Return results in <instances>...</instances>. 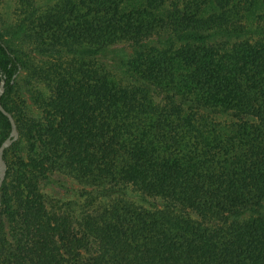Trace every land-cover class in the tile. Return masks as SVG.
<instances>
[{"label":"trees","instance_id":"16d2710c","mask_svg":"<svg viewBox=\"0 0 264 264\" xmlns=\"http://www.w3.org/2000/svg\"><path fill=\"white\" fill-rule=\"evenodd\" d=\"M10 2L0 264H264V0ZM52 173L89 188L79 210L47 205Z\"/></svg>","mask_w":264,"mask_h":264},{"label":"rangeland","instance_id":"374dc122","mask_svg":"<svg viewBox=\"0 0 264 264\" xmlns=\"http://www.w3.org/2000/svg\"><path fill=\"white\" fill-rule=\"evenodd\" d=\"M8 6V12H2V10H0V34L3 33L4 29H7V27L5 28V24H9L14 16L13 4L10 2L8 3ZM12 43L19 49V54L28 57L29 61L32 63L42 61L39 58L33 57L35 54L29 45L21 44L19 41L15 42L13 40ZM130 53L131 48L128 44L117 45L109 47L103 51L97 59L100 63L115 71L119 66L120 61L124 60ZM28 75L29 72L24 70L16 79V86L11 97V100L17 103L20 109L22 108V101H26V105L35 109L33 108L34 102L32 99L33 97L31 96L35 95L36 90L34 89V86H31V83H26L27 80H29ZM14 151L12 150L8 153V158L13 159ZM38 188L45 196L48 206L54 205L57 208L61 207L62 210L70 208L73 211L81 208L84 200L82 195L85 191L89 190V188H83L77 182L61 173H52L43 179H39ZM145 203L146 205H150L153 201L150 200ZM260 215L264 216V207L260 209Z\"/></svg>","mask_w":264,"mask_h":264},{"label":"water","instance_id":"95a60500","mask_svg":"<svg viewBox=\"0 0 264 264\" xmlns=\"http://www.w3.org/2000/svg\"><path fill=\"white\" fill-rule=\"evenodd\" d=\"M3 93H4V81L2 80L0 82V112L8 119L10 124V132L7 138L0 145V188L5 179V174L7 169L6 163L3 159V153L18 139L19 136L13 117L9 112H7L3 108L1 104V96L3 95Z\"/></svg>","mask_w":264,"mask_h":264}]
</instances>
